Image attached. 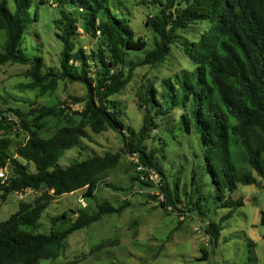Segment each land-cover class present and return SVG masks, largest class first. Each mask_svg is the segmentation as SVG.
<instances>
[{
  "label": "trees",
  "instance_id": "16d2710c",
  "mask_svg": "<svg viewBox=\"0 0 264 264\" xmlns=\"http://www.w3.org/2000/svg\"><path fill=\"white\" fill-rule=\"evenodd\" d=\"M34 1L48 3L0 0V29L6 34L0 71L7 62L29 63L33 86L43 93L55 89L59 79L82 81L87 92L81 98L84 109L77 111L82 122L62 126L49 137L41 135L43 120L65 114L64 107L42 105L28 113L0 108V131L14 129L16 123L5 116L13 111L27 132L26 140L17 143L0 134V170L9 171L7 180L0 177V190L3 195L28 188L43 191L35 202L22 203L0 221V264H38L42 259L56 258L74 231L127 207L128 202L118 207L106 202L94 213L77 209L67 228L38 231L50 198L84 187L87 196H94L100 176L119 164L121 152L93 154L67 166L60 164L68 149L81 148L82 141L90 138L83 123L96 133L108 127L118 131L123 136V152L137 154L138 167L154 169L167 178L158 151L147 149L145 140L154 114L165 115L178 106L184 109L179 129L197 136L203 160L201 172L193 171L195 191L187 200L188 209L181 211L198 215L210 243L217 242L225 222L243 203L231 193L240 185L255 183L254 172L264 177V0H151L153 12L146 24L155 33V46L138 62L128 60V56L131 51L145 49L148 42L135 36L126 18L111 9L110 0H56L58 36L63 44L59 71L45 70L42 56L22 50L25 35L36 19V14H31ZM191 25L201 29L197 39L184 44L194 68L164 79L162 86L167 93L159 94L153 83L148 84L140 102L145 109L142 126L138 130L126 126L116 95L131 83L138 66L163 61L180 32ZM79 29L98 40L90 54L81 46L76 48ZM197 182L201 184L196 186ZM162 189L168 201L174 205L180 202L169 181H164ZM217 206L229 210L212 220L207 214ZM66 215L64 212L57 219Z\"/></svg>",
  "mask_w": 264,
  "mask_h": 264
},
{
  "label": "rangeland",
  "instance_id": "374dc122",
  "mask_svg": "<svg viewBox=\"0 0 264 264\" xmlns=\"http://www.w3.org/2000/svg\"><path fill=\"white\" fill-rule=\"evenodd\" d=\"M150 2L109 1L111 9L126 18L135 36H141L148 42L145 49L130 52L128 60L133 62L142 60L155 46V33L146 24L153 12ZM31 14L33 17L36 14V19H33L25 35L22 50L29 55L42 56L45 70L54 68L59 71L63 44L56 23L60 17L58 2L48 0V3L41 4L34 1ZM200 31L198 25H191L180 32V38L163 61L136 68L134 79L116 95L126 126L135 130L142 126L145 109L140 102L148 84L153 83L159 94L167 93L162 86L164 79L174 78L182 70L194 68V63L184 51V44L197 39ZM5 37V31L0 29V50ZM74 40L76 48L81 46L88 54L98 46L97 38H91L82 29ZM76 65L79 66V62ZM29 70V63L7 62L2 65L0 108L28 113L42 105L64 107L65 114L44 118L43 137L53 135L62 126L81 123L82 117L77 111L85 107V100L81 98L86 95V85L79 80L59 79L55 89L43 93L39 87L33 86ZM183 110L182 106H178L165 115L154 114L145 140L147 149L158 151L156 155L167 178L154 169L138 167V155L123 152V136L118 131L108 127L96 133L88 123H83L90 138L82 141L81 148L68 149L60 164L67 166L76 159L93 154L121 152L119 164L100 176L94 196H87L84 187L50 198L38 231L67 228L77 216L74 213L77 209L94 213L101 203L108 202L115 207L124 202L128 204L122 212L105 214L98 221L74 231L65 240L58 257L42 259L38 264H264V177L257 172H254L255 183L240 185L231 193L233 198H240L243 203L225 222L214 244L210 243L203 230L199 216L181 211L188 209L187 200L195 191L193 171L199 173L203 168L197 136L179 129ZM8 113L14 114L20 122L13 111ZM28 118L33 119V116ZM0 134L10 137L13 143L24 141L27 137L20 123L13 130L0 131ZM31 168H34L33 165ZM166 180L173 195L178 193L181 198L177 205L168 201L163 193L162 184ZM199 184L197 182L196 186ZM42 194L41 190L29 189L22 194L13 191L3 195L0 190V221L16 212L22 203L35 202ZM161 202L166 205L162 206ZM228 210L217 206L207 216L218 220ZM64 212L66 217L57 219Z\"/></svg>",
  "mask_w": 264,
  "mask_h": 264
},
{
  "label": "built area",
  "instance_id": "2783aa9c",
  "mask_svg": "<svg viewBox=\"0 0 264 264\" xmlns=\"http://www.w3.org/2000/svg\"><path fill=\"white\" fill-rule=\"evenodd\" d=\"M5 116H7V119L9 121H11L12 123H16L15 125L19 124L18 123V119H17V117L14 114H12V113H6ZM8 174H9V171H8L7 168H4V169H1L0 170V177L3 178L4 181L8 179V176H9ZM29 189H31V188H28L26 190H29ZM16 192L18 194H22L23 193V191H16Z\"/></svg>",
  "mask_w": 264,
  "mask_h": 264
}]
</instances>
